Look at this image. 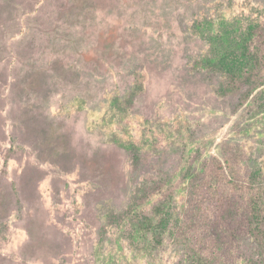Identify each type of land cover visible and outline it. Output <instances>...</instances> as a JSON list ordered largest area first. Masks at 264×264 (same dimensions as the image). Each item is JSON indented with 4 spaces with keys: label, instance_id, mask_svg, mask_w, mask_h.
I'll list each match as a JSON object with an SVG mask.
<instances>
[{
    "label": "rangeland",
    "instance_id": "1",
    "mask_svg": "<svg viewBox=\"0 0 264 264\" xmlns=\"http://www.w3.org/2000/svg\"><path fill=\"white\" fill-rule=\"evenodd\" d=\"M263 19L264 0H0V264H179L169 230L153 251L139 227L162 210L170 229L186 189L142 187L223 143L264 173V87L228 93L202 64Z\"/></svg>",
    "mask_w": 264,
    "mask_h": 264
},
{
    "label": "trees",
    "instance_id": "2",
    "mask_svg": "<svg viewBox=\"0 0 264 264\" xmlns=\"http://www.w3.org/2000/svg\"><path fill=\"white\" fill-rule=\"evenodd\" d=\"M23 37L34 41L40 35L25 32ZM205 39L212 44L210 37ZM230 43L228 49L204 59L202 64L223 77L227 85L231 84L228 93H234L243 85H249L252 91L264 87V19L248 25L245 32ZM29 52L34 53L33 48L23 53V59L28 55L25 62L23 60L26 66L29 64L26 60H33ZM96 64L101 65L100 61ZM102 68V74L106 75L109 67ZM49 94L40 99L38 106L29 108H44L47 100H51ZM9 98L5 103L11 110L24 109L27 105L21 96ZM112 100L115 107L117 96ZM22 146L23 149L18 148L12 154L25 153L29 159L40 158L38 154H29V146ZM249 161L240 145L223 143L219 157L204 158L196 165L185 167L179 182H174L177 175L170 174L149 178V183L142 187L148 193L146 197L143 193V199L176 194L175 189H186V195L170 229V219L164 211L158 212L161 215L158 222L155 216L142 215L143 226L139 231L144 232L148 248L154 251L161 247L164 234L169 230V236H173L180 249L179 264H264V173L252 168Z\"/></svg>",
    "mask_w": 264,
    "mask_h": 264
}]
</instances>
